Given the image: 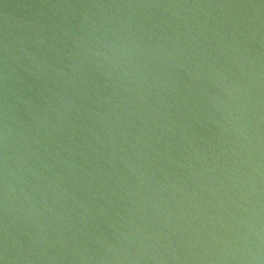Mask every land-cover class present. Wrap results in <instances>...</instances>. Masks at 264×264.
<instances>
[{"label": "water", "instance_id": "95a60500", "mask_svg": "<svg viewBox=\"0 0 264 264\" xmlns=\"http://www.w3.org/2000/svg\"><path fill=\"white\" fill-rule=\"evenodd\" d=\"M0 264H264V0H0Z\"/></svg>", "mask_w": 264, "mask_h": 264}]
</instances>
